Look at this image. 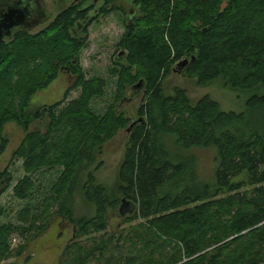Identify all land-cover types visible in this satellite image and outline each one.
<instances>
[{"label":"trees","instance_id":"trees-1","mask_svg":"<svg viewBox=\"0 0 264 264\" xmlns=\"http://www.w3.org/2000/svg\"><path fill=\"white\" fill-rule=\"evenodd\" d=\"M91 1L94 0H82L65 10L38 33L20 32L0 44V156L10 143L5 127L15 122L25 136L12 157L25 159L27 173L65 167L51 203L45 200L40 214L48 213L55 206L54 201L59 203L58 216L69 215L79 227L78 237L91 238L106 230L99 239H91L93 245L83 249L79 254L84 255L83 259H76L75 264H87L95 256L105 257L106 252H112L108 260L112 264H263L264 172L259 167L264 164V127L262 131H249L237 124L246 120L248 111H264V0H134L141 17L131 23L121 44L129 51V58L125 64L118 61L122 65L118 64L121 76L116 98L122 102L127 87L132 84L137 91L140 81L150 95L140 111L141 116L148 115V121L140 117L143 121L130 130L122 178L133 176L137 155L150 196L143 201L138 215L137 209L133 217L126 216L134 220L141 216L148 225L137 224L120 238L107 234V208L117 199L105 186L95 184L92 172L84 186L87 185V200L97 206L96 214L75 220L72 210L66 207L80 169L93 163L104 141L120 128L129 130L132 122L117 105L113 107L116 110L108 109L103 117L90 109L92 99L104 94L106 82L100 78L84 79L79 57L87 36L80 39L74 31L85 24L77 22L89 16L91 7H82ZM104 1V13L120 9V0ZM224 3L226 8L222 11ZM87 25L82 31L87 30ZM185 59L190 62L182 72L196 77L201 84L223 77L225 85L234 90L254 91L246 100L248 111H224L209 96L193 104L181 87L175 88L174 95H166L165 78L174 65ZM62 68L79 77L75 84L82 86L81 97L60 114L55 110L63 101L31 111L32 98L47 89ZM72 88L75 89L71 87L66 98ZM48 112L49 130H31V125ZM168 137L178 144L177 151L165 143ZM210 145H217L222 157L213 185L199 179L196 157L186 156L194 146ZM239 167L253 172V195L220 197L241 188V184L230 182L233 170ZM7 175L0 174V193L10 185ZM34 185L31 177H24L15 186L16 196L28 198ZM179 186L185 187L180 190ZM124 198L138 206L132 195ZM199 202L202 203L198 205ZM19 232L12 224L0 227V262L9 257L11 239ZM226 235H238L235 243L252 239L253 257L236 258L231 242L204 253ZM24 250L23 245L18 247L15 255L21 256ZM114 250L127 253L116 257Z\"/></svg>","mask_w":264,"mask_h":264},{"label":"rangeland","instance_id":"rangeland-1","mask_svg":"<svg viewBox=\"0 0 264 264\" xmlns=\"http://www.w3.org/2000/svg\"><path fill=\"white\" fill-rule=\"evenodd\" d=\"M44 2L50 17L35 29L29 30L28 33L35 34L45 29L62 12L76 4H80L82 0H44ZM104 3V0H94L87 2L82 7L83 9L91 7L92 10L89 12V16L86 17L87 20H78L77 24L85 22L82 28L74 31L75 37L80 39L81 36H87L85 45L80 51V66L84 79L100 78L106 82L104 94L92 99L90 103L91 111L97 116L103 117L108 109L109 111L112 109L116 110L113 107L117 105L119 111H122L127 117H131V126L135 122L138 124L143 119L140 117L148 119V115L144 114V116H141L140 111L142 107L147 105L150 93L145 91L144 86L134 91L133 85L130 84L125 91V99L122 102L119 103L116 96L120 92L118 81L121 76V65L125 64L127 58H129V51L123 48L121 44L128 34V28L132 25L131 23L141 17L140 9L135 6L134 0H120L118 2L119 10L104 13L101 9ZM110 7L108 6V8ZM92 18L94 19L91 20ZM87 23V30L82 31ZM118 61H121L122 64ZM174 70L163 82L166 95H174L175 88L181 87L187 91V95L193 104L209 96L211 99L218 101L224 111L237 113L248 111L246 100L249 94L254 91L234 90L225 85L226 80L223 77L209 81L207 84H201L196 77H190L185 75V72H180L177 65H174ZM78 79L79 77L73 76L67 68H62L58 78L47 89L38 92L32 98L31 111L34 112L63 101L59 108L55 110L56 113L60 114L81 97L82 86L77 87L75 84ZM71 87H75V89L72 88L66 98V92ZM247 113L246 120L238 123L237 127L249 129V131L257 128L258 131H262L264 127V111L260 110L257 113L248 111ZM50 119V113L48 112L42 119L35 121L30 129L48 131ZM147 128H150L149 124ZM4 133L10 143L6 152L0 156V174L8 173L6 178H8L10 185L0 193V227L12 224L19 228L20 232L12 237L11 246L8 250L9 257L2 260L0 264H75L77 262L76 259L80 258L82 260L84 255L79 254L83 253V249L87 250L89 249L88 247L93 245L91 243L92 238L99 239L106 230L92 234L91 238L87 236L78 237L80 235L79 227H76L77 225L70 220L69 215L64 218L58 216L59 203L54 201H52V204H55V206L48 213L45 215L40 214L43 212L40 209V205L44 204L45 200L51 203V197L57 191V185L65 167L42 168L37 172L27 173L24 169L25 159L12 157L13 152L21 144L25 131L17 123L10 122L6 125ZM129 140L130 131L127 128H120L112 138L104 141L99 148L100 150L96 152L93 163L87 164L80 169L74 190L67 197L66 203L67 209L72 210V216L75 220L91 218L96 214L97 206L87 200V185L84 186L89 180V174L92 172L96 178L95 184L99 187L105 186L112 197L119 200L113 201L111 207L107 208V234L118 235L119 238L126 236L129 229L137 224L148 225L141 216L134 220L127 219V217L125 219V217L117 215L121 200L125 196L132 195L133 199L137 201V215L140 213L142 204L150 196L148 187H146V177H143L139 170V157L137 155L135 156L136 164L134 165L133 176L127 177L126 175L125 179L122 178V174H124L122 172V164L128 151ZM165 143L171 149L178 150V144L174 142L172 137H168ZM192 155L196 157V174L199 179L212 185L216 183L217 170L222 161L219 147L217 145L194 146L187 151L186 156L190 157ZM259 169L264 172V164ZM233 171L234 174L232 173L233 175L230 179L231 184H241L242 186L240 189L227 191L226 194L220 197L239 194L252 196L256 188L251 175L253 172L249 168L242 169L240 167ZM26 176L31 177L35 185L29 192L30 196L28 198L20 199L16 196L15 186ZM184 187L179 186V189L181 190ZM201 203L199 202L198 205ZM29 206L31 208L28 209L27 207ZM235 209L237 211V208ZM32 225L33 229H30ZM125 229L126 232H124ZM23 231H25L24 235L21 234ZM245 232L247 233V231ZM238 237V235L230 237L226 235L220 238L216 245L205 249L204 253L231 242V248L234 249L233 255L236 258L248 259L253 257V251L255 250L253 240L243 239L245 242L240 240L235 243L234 238ZM72 243H74V246L71 248L70 245ZM22 245L25 247L24 253L21 256L15 255L17 248ZM126 253V251H113L116 257L126 255ZM111 254L112 252H106L105 257L101 258L95 256L88 260L87 264H112L111 261L108 262Z\"/></svg>","mask_w":264,"mask_h":264},{"label":"water","instance_id":"water-1","mask_svg":"<svg viewBox=\"0 0 264 264\" xmlns=\"http://www.w3.org/2000/svg\"><path fill=\"white\" fill-rule=\"evenodd\" d=\"M226 8V3L222 5V11H224ZM38 15H42L44 11V4L40 2L39 6L37 5ZM3 8H0V44L4 42L5 38L10 34L11 30L18 26V24L24 21L25 15H27L22 9L19 8H9V10L3 11ZM81 27V25L79 26ZM75 34V32H74ZM123 54V53H122ZM190 60L185 59L182 62L178 64V69L180 72H182L189 64ZM142 86H144L143 81H140L137 89H140ZM143 119L140 120L142 122ZM136 122L133 123L129 127V131L132 130L136 126ZM138 206L136 203L132 202L131 200H128L127 198H124L122 200V204L119 208L118 215L120 217H126L128 215L132 216L137 211Z\"/></svg>","mask_w":264,"mask_h":264},{"label":"flooded vegetation","instance_id":"flooded-vegetation-1","mask_svg":"<svg viewBox=\"0 0 264 264\" xmlns=\"http://www.w3.org/2000/svg\"><path fill=\"white\" fill-rule=\"evenodd\" d=\"M40 2L44 4L42 15H38L37 10V5L39 6ZM1 7L3 11L9 10V8H19L27 14L25 15L24 21L22 23L20 22L18 26L11 30L4 42L14 39L20 32H29V30L35 29L50 17L44 0H0V8Z\"/></svg>","mask_w":264,"mask_h":264}]
</instances>
